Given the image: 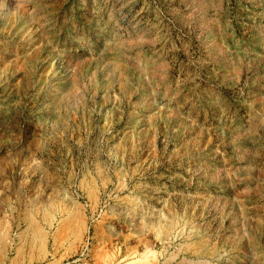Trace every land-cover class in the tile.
I'll return each mask as SVG.
<instances>
[{"label": "rangeland", "instance_id": "rangeland-1", "mask_svg": "<svg viewBox=\"0 0 264 264\" xmlns=\"http://www.w3.org/2000/svg\"><path fill=\"white\" fill-rule=\"evenodd\" d=\"M0 264H264V0H0Z\"/></svg>", "mask_w": 264, "mask_h": 264}]
</instances>
